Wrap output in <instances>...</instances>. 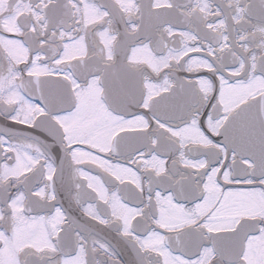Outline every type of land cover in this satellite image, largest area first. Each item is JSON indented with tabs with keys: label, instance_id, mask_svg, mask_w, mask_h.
<instances>
[{
	"label": "snow or ice",
	"instance_id": "6c2138e0",
	"mask_svg": "<svg viewBox=\"0 0 264 264\" xmlns=\"http://www.w3.org/2000/svg\"><path fill=\"white\" fill-rule=\"evenodd\" d=\"M0 264H264V0H0Z\"/></svg>",
	"mask_w": 264,
	"mask_h": 264
}]
</instances>
